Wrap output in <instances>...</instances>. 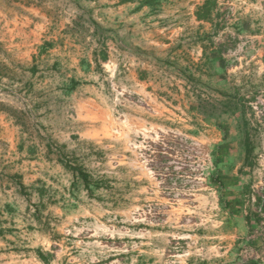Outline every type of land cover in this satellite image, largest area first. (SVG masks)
I'll use <instances>...</instances> for the list:
<instances>
[{"label":"rangeland","instance_id":"obj_1","mask_svg":"<svg viewBox=\"0 0 264 264\" xmlns=\"http://www.w3.org/2000/svg\"><path fill=\"white\" fill-rule=\"evenodd\" d=\"M0 264H264V0H0Z\"/></svg>","mask_w":264,"mask_h":264},{"label":"trees","instance_id":"obj_2","mask_svg":"<svg viewBox=\"0 0 264 264\" xmlns=\"http://www.w3.org/2000/svg\"><path fill=\"white\" fill-rule=\"evenodd\" d=\"M245 146H246V153H247V163L249 162L250 160V157L254 151V146L252 144V139H251V135L249 133V131H247L246 133V141H245ZM250 164V163H249ZM250 166V165H248ZM82 178H83V181L87 184V187L89 185V176L88 175H83L82 174Z\"/></svg>","mask_w":264,"mask_h":264}]
</instances>
